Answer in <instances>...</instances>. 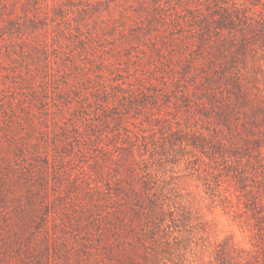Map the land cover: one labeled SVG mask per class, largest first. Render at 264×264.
Returning a JSON list of instances; mask_svg holds the SVG:
<instances>
[{"label": "rangeland", "instance_id": "obj_1", "mask_svg": "<svg viewBox=\"0 0 264 264\" xmlns=\"http://www.w3.org/2000/svg\"><path fill=\"white\" fill-rule=\"evenodd\" d=\"M201 2L208 12L212 0H0V119L17 128L4 141L16 133L28 143L20 165L46 179L61 218L65 205L93 210L116 181L155 185L199 222L187 264H210L226 237L250 247L257 231L234 170L213 155L210 138L201 145L191 131L203 126L202 86L168 57L172 39L196 43ZM252 166L264 180V154ZM72 228L68 259L47 264H126L97 253L93 241L79 249Z\"/></svg>", "mask_w": 264, "mask_h": 264}, {"label": "trees", "instance_id": "obj_2", "mask_svg": "<svg viewBox=\"0 0 264 264\" xmlns=\"http://www.w3.org/2000/svg\"><path fill=\"white\" fill-rule=\"evenodd\" d=\"M201 4L193 15L196 43L184 37L172 39L168 57L176 61L179 72L202 86L197 103L203 126L191 131H198L201 145L210 138L213 155L234 170L237 190L252 212L246 218L254 219L257 229L250 247L226 237L208 261L264 264V180L250 168L253 159L264 154V7L212 0L204 12ZM184 92L190 94L189 89ZM10 122L0 119V264L68 259L71 227L79 249L90 248L93 241L97 253L103 249L110 259L126 264L195 261L197 218L169 206L157 196L155 185L139 188L134 181L129 186L116 181L113 193L103 195L101 190L102 196L93 198V210L78 212L65 205L61 218L52 207L54 199L48 198L46 179L20 165L17 157L25 160L28 143L19 141L16 133L4 141L17 131ZM35 181L40 185L36 187Z\"/></svg>", "mask_w": 264, "mask_h": 264}]
</instances>
